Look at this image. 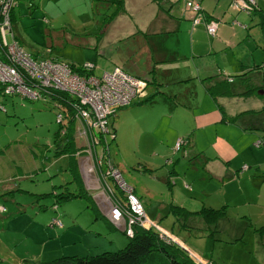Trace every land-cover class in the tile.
<instances>
[{"label":"rangeland","instance_id":"1","mask_svg":"<svg viewBox=\"0 0 264 264\" xmlns=\"http://www.w3.org/2000/svg\"><path fill=\"white\" fill-rule=\"evenodd\" d=\"M175 1L162 0L171 4ZM186 1L179 0L178 3L181 8L186 7L191 12ZM222 1L204 0L203 3H210L223 13L225 8L221 11ZM234 1L230 0V3ZM260 1L257 0L258 3ZM148 3L149 0H126L127 8L115 16L116 22L112 24L114 18L110 22H106V18L115 7L101 0H18L13 11V24L28 50L36 48L43 54L78 63H93L95 73L101 75L113 71L116 65L102 53L100 41L106 43L121 30H131L128 27L142 21L138 15L141 10H147ZM137 5L140 7L136 8ZM224 7H228V4ZM255 7L257 3L252 6L253 9ZM229 8L223 18L227 21H218L214 38L208 35L204 23L199 24L202 20L207 22L210 19L205 15L197 23H193L191 18L190 23L198 28V33L191 27L189 32L193 39L209 42L205 55H200L209 67V74H230L235 77L232 84L236 89L252 88L248 94L229 98L232 110L260 109L264 107V35L259 19L264 7L254 10L252 14L243 8L236 21H232V7ZM241 24L243 27L247 24L249 28H243ZM155 36L168 48V60H173L175 53L180 57L183 51L189 52V34L162 33ZM223 38H227L225 42ZM130 42V39H124L117 42V47L112 45L104 51L110 50L114 54L118 48L127 50ZM48 43L52 46L51 51L45 46ZM195 44H198L197 40ZM181 59L172 61L173 65L183 64ZM244 71L246 73L241 74ZM173 72L172 76L175 74ZM148 74L152 77V72ZM242 76L244 78L240 83L239 77ZM162 82V86L153 83L152 88L163 90L168 97V90L173 85L166 84L165 80ZM186 85L191 90L195 87L196 97L184 93L178 94L176 100L190 106L196 99L201 101L204 86L198 82L194 85V81ZM179 86L181 90L184 89L182 85ZM163 96L159 94L156 101L160 103L154 105L134 98L130 103H119L121 106H114L115 109L109 113L116 133L110 156L114 158V166L120 170L130 191L142 203L144 211L141 212L143 222L132 223L133 232L130 234L115 226L108 217L106 209L110 205L103 203V194L100 193L98 197L101 205L96 202V190L86 187L80 168L75 164L69 167L73 156L55 153V134L60 125L52 100L31 99L0 91V204L5 207H0V264H44L63 255H89L115 250L128 242L127 234L133 235L134 225L146 228V223L151 224L148 226H152L159 236L162 234L172 244L186 249L194 264L264 262V228H261L264 225L263 198L254 195L251 201H247L238 195L237 190L220 187L213 182L204 170L201 171V178L193 179V160L167 147L173 146L172 137L175 141L174 135L180 128L176 124L190 117V109L183 106L175 108L169 103L163 114ZM211 109L212 105L208 102L202 106L197 103L194 110H201L211 117ZM150 119L153 125L144 127V122ZM167 121L169 127L167 125L165 129L163 124ZM132 122L134 126L128 131ZM211 138L210 135L200 141L208 150L211 149ZM247 138L248 135L241 136L240 142ZM258 139L262 140V144L263 139L259 136L254 142L251 140V145L260 149L259 158L262 161L264 145H257ZM190 145L191 142L186 148H190ZM98 150L101 151L100 145ZM117 162L122 164L124 172ZM186 170H190L189 173L186 174ZM126 172L137 178L134 185L125 176ZM91 173L84 171L85 176ZM108 180L111 186L101 184L100 190L106 191L109 197L113 189H121L130 208L126 187L119 186L110 174ZM92 186L98 188L97 185ZM135 186L142 188V195L138 194ZM245 188L248 194L256 190L249 182ZM64 190L80 192L81 195L57 201L55 191L60 194ZM172 203L183 205L191 211L207 206L224 209L225 213L207 221L209 216L206 210L175 214ZM134 215L138 216L137 211ZM182 222L185 224L182 225ZM197 258L204 262H199Z\"/></svg>","mask_w":264,"mask_h":264},{"label":"crops","instance_id":"2","mask_svg":"<svg viewBox=\"0 0 264 264\" xmlns=\"http://www.w3.org/2000/svg\"><path fill=\"white\" fill-rule=\"evenodd\" d=\"M203 1L204 0H200L202 8L206 13L211 15V17L208 16V18L215 17L217 18V21H227L223 20V18L227 15L226 11L230 9V0L229 3H227V0L222 1L221 11L225 8L223 13L218 11V8L214 7L210 3H203ZM178 2L179 0L175 1L174 4H171L163 3L162 0H149L147 10H141L138 15V19L142 18V21H140L138 24L128 27L131 30H121L120 34H118L115 38L110 39V41H106V43L100 41L99 48L101 50H105L110 48L113 43L120 42L124 39H130V47H128L127 50L118 48L117 53L112 54L113 57L111 59L114 61L115 65L121 66L133 74H141L143 77L149 80V85L147 86V95L152 94L153 97L146 101V103L150 102L153 105L155 103H160L157 102L156 99H158L157 96L159 94H162L164 95L162 97L164 102L161 103V105L165 106L163 114H165L167 111L169 103H172L173 107L175 108L178 106H183L187 109H190V117L185 119L183 122L176 124L180 128L174 135V139L176 141L178 137L185 138V135L187 134L190 137L189 141L175 150V141H173L172 137L171 143H173V146H171L172 144L166 146L171 150L174 149L175 153H182L183 156L193 160L191 168L193 179L201 178V171L204 170L208 175V178H211L213 182L218 183L220 187H227L237 190L238 195H242L247 201H251V198H253L254 195H257L263 198L262 200H264V159L261 161L259 158L261 152L260 149L251 145V140L254 142V140L259 136H261L263 139L261 146L264 145V134L258 130L245 129L239 124L226 121L221 117V110L217 105V102L221 103L223 109L230 115H234L243 110L252 108H243L238 110V112H235L231 108L232 102H230L231 100L229 99L232 97L219 96L216 100L207 91L205 87V81L206 78L210 75H213V73H208L209 67L206 62L201 60L200 55H205V51L207 49L206 45H209V42L204 41L203 39L201 41L200 38L199 40L192 38V34L189 32L190 27L196 31V33H198V28L195 27L193 23H190V11L187 10L186 7L181 8ZM256 3L257 8L264 7V0H261L259 3L256 0ZM226 4H228V7H224ZM124 7L127 8L126 0H124ZM138 7L140 6L137 5L136 8ZM231 10L233 12L232 21H236L239 17L238 14L241 9L233 11L231 8ZM138 19L135 18V21L138 22ZM115 20L116 19L114 17L111 23L113 24L116 22ZM203 23L205 25V21L202 20V23L199 24ZM242 24L240 25L241 27H243ZM107 31L108 29L106 30L105 34H107ZM180 32L183 35L189 34V52L183 51L180 57L177 53H175L177 55H172L173 60H168V48L160 40H158L155 35L162 33L179 34ZM105 34H103V36ZM210 37L214 38L215 36ZM225 39L227 38H223L224 42ZM178 40L180 39L178 38ZM196 40L198 44H195ZM215 44L216 41L212 47L213 50L216 47ZM129 57H132L134 60L132 61L128 59ZM136 58H138V60ZM179 58H183L181 59L183 64L177 63L173 65L172 61H175ZM173 71H175V74L172 76L174 73ZM148 72H152V77L149 76ZM169 76L172 77L168 78ZM155 80L158 81L156 82ZM162 80H165L166 84L173 85V87L168 90V97L163 90L159 88L154 89V87L152 88L153 83L162 86ZM189 81H192V84L194 81V85L195 82H198L205 88L202 100L200 101L199 99H196L195 102L192 101V106L187 103H180V101L176 100V96L178 94L181 95L184 93H190L194 95V98L196 97L197 93L195 87H193L191 90L189 89V86L186 85ZM179 84L184 87L183 90H181ZM210 97L213 99V101ZM169 100L172 102H169ZM187 102H189V100H187ZM208 102L212 105L211 112H213V114L211 117L201 110H194L197 106V103L202 106L204 103ZM214 103H216L217 108ZM205 112L209 111L206 110ZM168 123L169 121L163 124L165 129L167 128V125L169 127ZM152 125L153 122L151 119L144 122V127H151ZM133 126L134 123H130L128 126V131H131ZM199 127H205V129H199ZM210 135L212 136L209 141L211 149L208 150L204 145H201L200 141H203ZM243 135H248V138L245 141L240 142V137ZM190 142L191 147L186 148L189 146ZM118 165L122 169V164L118 163ZM244 165L246 166L244 167ZM189 171L190 170H186L185 173L187 174ZM176 173H178V171ZM124 174L129 179L130 183L133 185L136 183L137 178L132 173L126 172ZM247 182L251 183V185L255 187L256 190L254 193H247L245 188ZM134 188H136L139 195H142V188H138L136 186ZM184 224L185 222H182V225Z\"/></svg>","mask_w":264,"mask_h":264},{"label":"trees","instance_id":"3","mask_svg":"<svg viewBox=\"0 0 264 264\" xmlns=\"http://www.w3.org/2000/svg\"><path fill=\"white\" fill-rule=\"evenodd\" d=\"M101 1H104L105 3L115 7L111 11V14H108L106 18L107 19L106 22H110L119 12H122L125 8L124 0H101ZM16 5H18V0L14 1L12 7H10L9 10V16H10L9 21L11 26H10V32L6 31L7 43H11L12 41H14L17 44V47L37 64H39V62H41L44 59H53L57 63H65V64L67 63L69 69L72 71L71 73H74L76 75L79 76L91 75V74L98 76L100 75L95 73L94 71L95 65L93 63H89V62L78 63L73 60L62 59L55 55L53 56L51 54L40 53V51L36 48L31 49V51L28 50L22 42L23 40L20 37L21 35H19L14 28L13 11ZM254 10H262V9L255 7L254 9L253 8L249 9L248 12L252 14ZM202 13L207 18L208 16L211 17V15L206 13L203 8H202ZM191 18L192 16H190V19ZM214 19L217 18L214 17ZM259 25L264 35L263 10L261 12V17L259 19ZM244 27L246 29L249 28L247 27V24H244ZM210 36H214V35H210ZM113 45L117 47V43H113ZM262 45L264 49V42L262 43ZM0 46L2 47L4 46L1 34H0ZM45 46H48L51 51L52 46L49 43L48 45ZM102 53L106 54L107 57L109 58L113 57L112 51L110 50L104 52L103 49ZM122 69L128 72L129 74H131L132 76L140 78L145 82V88H144L145 93L143 95L136 97L139 98L138 100L139 102H144V101L146 102L153 97L152 94L147 95V86L149 85V80L147 78L143 77L141 74L140 75L133 74L124 68ZM244 73H246V71L241 72V74ZM234 78L235 77H233L230 74H224L222 76L219 74L210 75L206 78L205 87L207 91L212 95V97L216 100L218 99L219 96L232 97L243 93H247V94L250 93L252 88L246 87L242 90L236 89L232 84L233 80L235 81ZM239 78H240L239 82L241 83L244 76ZM31 79L37 82L39 81L38 76H34ZM24 83L26 84L27 87L31 88L32 90L41 92L46 95L44 98H38V99L52 100L57 121L59 122L60 125L55 134L54 151L57 154L63 153V154H70L73 156V160L69 162V167H72V164H75L76 167L78 166L80 168V173L84 181V184L86 185L87 188L96 190L94 194V198L96 199V202L99 203V205H101L100 201H98L99 194L100 193L103 194L104 192L103 190H100L101 186L97 185L98 188H95L86 181V177H90L92 175L93 178L96 176L95 173L92 172L91 174H87L86 176L84 175L86 164L91 163L94 160H97V158L101 157V155H103L102 151L105 150L106 148V146L104 147L103 144L100 145L99 141L101 140V138L96 139L98 138V134H96L97 128H93L89 125L87 118L79 110L80 104L78 103V98L72 96L68 91L53 87H46L36 82L33 83L27 78H24ZM0 91L3 94H18L22 97H28L19 92L7 93L3 91L1 87H0ZM217 103H218L217 105L221 110V117L224 120L239 124L241 127H244L245 129L258 130L262 134H264V114H262V111H264V107L260 109H255V108L246 109L234 115H230L223 109L221 103L219 102ZM107 127H108V133H112L113 136L107 137L108 133H106V135L102 137V140L106 142L107 138L108 141L111 138L110 142L108 143L109 144L108 152L110 155L111 143L115 140L116 137L115 127L111 117L108 118ZM178 139L181 140L180 145H176ZM189 139H190L189 135H187L185 138L178 137L174 145L175 150L181 147V145H183L184 143H187ZM261 141H262L261 139H258L256 141V144L258 143L257 145H260ZM93 142H95L94 146H93ZM98 145H100L101 151L98 150ZM110 158L112 163L116 165V163L114 162V158H112L111 156ZM97 168L99 170L104 169L101 162L97 164ZM102 180L105 181L107 184L109 183L108 185L111 186V183L105 174H102ZM121 193H122L121 189L117 190L115 188L112 190V194H111L112 203H117L122 207L123 210H129L127 207L128 205L127 200L123 197ZM55 194L56 195L58 194L57 201H60V199H67L70 197L81 195L80 192L76 193L69 190H64L60 194L59 192L56 193L55 191ZM0 207L5 208L1 204ZM172 209L175 214L178 213L188 214L194 211L206 210L209 216L207 221L215 219L218 216H220L222 213H225L224 209L207 207V206H203L201 209L191 211L185 208L183 205L177 203H172ZM106 220L108 221L107 217ZM115 226L118 225L115 224ZM118 227L124 231V227L122 226H118ZM261 228H264V225H262ZM127 236L129 237L128 242L123 247L117 248L115 250H104L99 253L89 254V255H77V254L63 255L60 257H56L52 260L46 261L44 264H194V262L188 257L186 249H184L181 246L179 247L174 243L172 244L169 240H165L163 237L159 236V233L152 226L148 228H144L136 224L134 225L133 235L127 234ZM262 264H264V262Z\"/></svg>","mask_w":264,"mask_h":264},{"label":"built area","instance_id":"4","mask_svg":"<svg viewBox=\"0 0 264 264\" xmlns=\"http://www.w3.org/2000/svg\"><path fill=\"white\" fill-rule=\"evenodd\" d=\"M15 0H0V34L3 40L4 46H0V87L7 93L19 92L31 99L44 98L46 95L32 90L24 83V78L29 79L33 83H40L46 87H53L61 90L68 91L72 96L78 98L80 104L79 110L87 118L91 127L97 128L96 134L100 145L103 144L105 150L103 155L94 160L91 163H87L85 166V172H94L95 177H86V181L91 185L108 184L102 180V174L106 177L110 174L119 186L126 187L129 201V210H123L117 203H112L111 197L106 196L107 192H103L104 201L110 205L106 209V214L118 226L124 227L127 233H132V223L143 222L142 213L143 206L139 199L130 191L129 187L122 178L120 170L114 166L111 161L108 147L111 138L104 142L102 137L108 133V118L109 113L113 111L114 106H121L119 103H130L132 99L145 93V82L137 77L132 76L121 66L116 65L111 72H104L101 75H84L79 76L69 69L66 63H57L55 60L44 59L39 64L32 61L29 56L23 53L17 44L12 41L7 43L6 31L10 32L9 10L12 7ZM186 5L191 10L192 22L197 23L201 21L204 16L202 13L201 2L198 0H187ZM256 5V0H235L230 3V6L237 10L245 8L251 9ZM188 9V8H187ZM219 22L217 19L210 18L205 22L206 30L210 35L217 33ZM8 58V59H6ZM10 58V59H9ZM10 60V63H9ZM49 61L55 63H50ZM89 65V64H88ZM90 67V66H89ZM88 67V68H89ZM38 76L39 81H34L31 78ZM108 136H113L112 133H108ZM181 140L178 139L176 145H180ZM108 144V145H107ZM258 144V143H257ZM95 142H93V146ZM101 162L104 169L99 170L97 164ZM111 180V179H110ZM103 182V183H102ZM110 186V185H109ZM95 187V186H93ZM128 204V202H127ZM137 211L138 216L134 215ZM139 219L140 221H138ZM128 221V224L126 223ZM124 222V223H123ZM147 224L151 225V224ZM143 225V224H142ZM165 240H168L164 235H160ZM199 262H204L201 258H197Z\"/></svg>","mask_w":264,"mask_h":264},{"label":"water","instance_id":"5","mask_svg":"<svg viewBox=\"0 0 264 264\" xmlns=\"http://www.w3.org/2000/svg\"><path fill=\"white\" fill-rule=\"evenodd\" d=\"M261 91H263V90H261Z\"/></svg>","mask_w":264,"mask_h":264}]
</instances>
